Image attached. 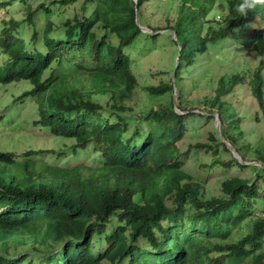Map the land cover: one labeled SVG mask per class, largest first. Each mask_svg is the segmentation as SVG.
Returning a JSON list of instances; mask_svg holds the SVG:
<instances>
[{
  "label": "trees",
  "instance_id": "16d2710c",
  "mask_svg": "<svg viewBox=\"0 0 264 264\" xmlns=\"http://www.w3.org/2000/svg\"><path fill=\"white\" fill-rule=\"evenodd\" d=\"M152 1L162 0H42L2 23L0 84L29 83L19 99L37 102L35 126L101 160L64 169L39 160L56 152L0 149V264H264V141L245 144L244 117L228 101L249 87L264 117V7L241 17L238 0H168L177 12L174 79L145 91L171 102L139 113L129 104L139 87L132 55L158 47L162 29L144 31L143 7ZM15 4L27 1L0 0V10ZM70 8L60 25L52 21ZM236 46H250L255 62L216 82L200 116L218 117L221 134L215 127L211 143L195 148L230 151L223 138L244 160L254 152L260 165L251 179H226L222 197H206L181 161L193 112L183 105L184 81L198 57L221 59ZM245 224L249 232L238 239Z\"/></svg>",
  "mask_w": 264,
  "mask_h": 264
},
{
  "label": "rangeland",
  "instance_id": "374dc122",
  "mask_svg": "<svg viewBox=\"0 0 264 264\" xmlns=\"http://www.w3.org/2000/svg\"><path fill=\"white\" fill-rule=\"evenodd\" d=\"M26 1L25 5L15 4L13 7L0 10V27L4 21L9 22L11 17L24 18L28 6L36 9L42 3V0ZM167 4L168 0L152 1L143 7L144 31H148L150 27L162 29V31L159 32L161 37L157 41V48L146 54L142 53V51L146 52L145 45H141L133 51V69L138 78L139 87L129 104L139 113L149 107L171 102L170 95L163 98H149L145 91L147 86L160 85L162 82L169 83L174 79L172 59L176 48L171 42L173 32L170 25L173 24L177 12L168 11ZM66 10L68 12L64 9L61 11V15L52 17V21L60 25L61 21L66 20L75 12L74 8ZM32 34V30H26L24 38L29 41L28 38ZM142 42L145 43V39ZM130 51V49L126 50L127 53ZM251 51L250 46L244 49L236 46L227 48L221 59L212 56L206 59L198 57L196 65L190 69L192 77L184 81L183 105L193 112L190 113L191 117L186 121L188 134L179 144L183 153L181 161L184 164V172L203 181L206 197H222V185L226 179H251L255 176L251 167L260 165L255 161V153L247 152L246 160L242 159L244 160L243 165L249 166V168H240L234 161L233 151L236 149L229 145L227 147L229 150L231 149L230 151H227L224 146L218 145L216 155L213 152L195 148L197 144L211 143L210 138L215 135V127L220 124L218 117L202 118L200 116L201 112L205 110L203 101L205 98L214 96V90L217 88L216 82L222 76L242 71L247 65L252 66L255 62V54ZM4 61V57H0V63ZM206 71L209 74H206ZM31 88L32 86L27 82L14 83L4 87L0 84V149L19 156L30 150L56 152L39 158L53 167L64 169L76 168L80 165L98 167L101 157L93 149L76 153L74 150L77 145L75 140L55 137L48 130L35 126V121L39 117L37 102L27 98L19 99ZM228 101L232 104L230 106L231 113L238 111L237 117H244L241 128L244 132L243 141L245 144L251 146L261 144L264 141V117L260 102L251 95V89L249 87L236 88L235 95ZM187 115L189 116V114ZM213 145L216 144L213 143ZM232 149L234 150L232 151ZM216 160L225 164L232 162V166H215ZM248 225H244L238 239L249 232ZM96 245L99 243L96 242ZM105 245L106 243H103V246Z\"/></svg>",
  "mask_w": 264,
  "mask_h": 264
},
{
  "label": "clouds",
  "instance_id": "9594fccd",
  "mask_svg": "<svg viewBox=\"0 0 264 264\" xmlns=\"http://www.w3.org/2000/svg\"><path fill=\"white\" fill-rule=\"evenodd\" d=\"M258 6L264 7V0H238L235 5V11L241 17H244L250 11L256 10Z\"/></svg>",
  "mask_w": 264,
  "mask_h": 264
},
{
  "label": "water",
  "instance_id": "95a60500",
  "mask_svg": "<svg viewBox=\"0 0 264 264\" xmlns=\"http://www.w3.org/2000/svg\"><path fill=\"white\" fill-rule=\"evenodd\" d=\"M145 30V29H144ZM175 39H177V35L175 34ZM220 128H221V125L220 124H217V129H218V131H219V134H221V131H220ZM221 138H222V136H221ZM222 140H223V142H225V144L228 146H230V144L227 142V141H225L223 138H222ZM231 150V149H230ZM234 149H232V151H233ZM233 154L235 155V157L240 161V163H244V160L242 159V157H241V155L236 151V150H234L233 151ZM246 164V163H245Z\"/></svg>",
  "mask_w": 264,
  "mask_h": 264
}]
</instances>
